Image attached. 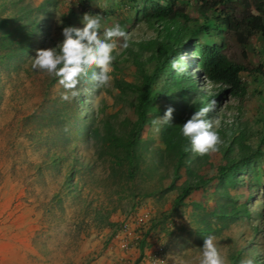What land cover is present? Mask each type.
<instances>
[{"label": "rangeland", "instance_id": "1", "mask_svg": "<svg viewBox=\"0 0 264 264\" xmlns=\"http://www.w3.org/2000/svg\"><path fill=\"white\" fill-rule=\"evenodd\" d=\"M247 1L254 13L251 0ZM90 3L102 9L97 12L103 17L101 35L104 27L120 24L125 15L118 0L108 8V0ZM197 4L198 0H188L178 6L197 19ZM111 8L110 16L104 13ZM71 12L73 26L79 27L85 13L75 0H0V21H7L0 28V264H162V260L199 264L208 235L216 238L226 264H240L248 257L264 264V140L262 156L245 168L236 183L218 187L213 179L174 205L186 186L199 182L198 177H213L218 166L227 160L236 163L241 156L235 150L237 132L219 134L223 142L233 144L225 157L222 150L228 145L222 144L217 152L204 156L194 154L191 144L180 161L175 153L168 156L162 127L157 132L152 124L169 107L161 98L154 107L163 115L149 116L150 123L133 148L128 175L124 149H99L85 135L89 120H97L94 115L101 107L111 111L117 94L113 81L98 92L91 81H82L80 96L65 102L58 78L32 68L38 49L62 41L63 15ZM121 26L130 36V47L117 58L112 76L133 84L138 77L128 50L135 52L134 44L155 38L157 32L145 22ZM19 34L33 43L22 53L16 50ZM245 50L249 63L259 65L264 74L261 38H250ZM224 53L230 60H240L239 48L230 39ZM181 56L192 70L191 55ZM239 77L246 84L243 99L228 97L209 118L218 119L219 127L238 124L247 136L244 141L254 145L264 137V75ZM161 86L160 80L152 84L150 96L161 93ZM198 86L205 93L211 91L207 82ZM118 113L116 121L126 116L127 128L133 126L128 108L118 107ZM223 191L227 199L221 196ZM140 212L148 213L149 222L134 231L137 240L117 236L125 218ZM123 241L126 248L120 247ZM152 251L159 260L150 257Z\"/></svg>", "mask_w": 264, "mask_h": 264}, {"label": "trees", "instance_id": "2", "mask_svg": "<svg viewBox=\"0 0 264 264\" xmlns=\"http://www.w3.org/2000/svg\"><path fill=\"white\" fill-rule=\"evenodd\" d=\"M75 1L78 9L83 13L96 15L102 10L92 5L90 3L92 0ZM187 1L118 0V6L125 8V15L120 19L121 25L145 22L157 32V35L151 40L134 44L135 52L128 50L130 61L136 68L137 82L131 84L113 77L112 86L117 94L111 111L107 113L106 109L101 107L94 115L97 120H89L85 135L88 140L95 142L99 149L112 147L124 149L126 165L129 169L128 175L132 174L133 148L142 128L150 123V115H163L160 108L154 107V104L157 105L161 98L167 99L169 106L174 108L171 125L161 126L164 152H167L168 156L175 153L176 161H180L187 155L185 148L191 144L190 140L182 136L180 126L196 110L206 106L212 99L217 101V106L215 111L209 113L211 115L217 112L219 104L225 102L228 97L241 101L246 93V84L240 79V74L264 75L259 65L253 67L249 63L245 50L249 39L254 36H259L264 43V0H251L254 13L249 9L247 0H198L197 19L189 18L179 9L178 5ZM108 3L107 8L113 6V0H108ZM236 10L239 15L235 14ZM112 11L111 8L109 12L106 10L104 13L110 16L109 13ZM63 17L65 22L62 29L65 26H73L74 13H65ZM80 19L82 21V16ZM194 23H196L195 26ZM6 25V20L0 21V28ZM82 26L81 22L79 27ZM18 37L16 45L18 53L28 50L33 44L21 34ZM229 39L239 48L240 60L238 61L230 60L224 53L227 50ZM187 53L193 59L194 72H189V65L186 64L187 73L177 74L171 68L170 61L174 58L179 59L181 54ZM12 56L13 54L8 55V57ZM142 56L143 60H141ZM147 65L151 68L148 69ZM197 77H199V82ZM159 80L162 84V92H156L150 96L152 84H157ZM205 81L211 86V91L208 93L203 92L198 86L199 83ZM94 89L98 92V88L94 87ZM118 107L128 108L134 117L133 126L129 129L127 128L129 118L126 116L116 121L119 114ZM116 122L118 125L115 126ZM223 126L217 129L223 137L237 132L238 142L235 150L241 159L236 163L227 160L225 164L216 168L213 177L205 179L202 176L198 177L199 182L194 186H186L175 199L174 205L181 203L192 189L204 186L213 179L217 180L218 187L236 183L238 176L243 174L245 168L262 156L260 145L264 140L263 136L258 138L257 143L250 145L249 142H245L248 141L247 136L238 124ZM262 131L264 132V128ZM231 143L229 145L222 143L223 147L228 145L222 150V156L225 157L228 154L227 148ZM233 143H236L235 136ZM187 174L189 176L190 172ZM194 177L197 179V176ZM222 195L224 199H227L224 191Z\"/></svg>", "mask_w": 264, "mask_h": 264}, {"label": "clouds", "instance_id": "3", "mask_svg": "<svg viewBox=\"0 0 264 264\" xmlns=\"http://www.w3.org/2000/svg\"><path fill=\"white\" fill-rule=\"evenodd\" d=\"M102 19L99 14H83L82 27H63V40L55 47L38 49L35 58L32 59L34 70H42L58 78L59 85L64 89L60 97L62 101L71 102L78 98L81 94L79 85L82 81H91L98 89L109 87L117 58L130 47V36L118 23L112 27H104L101 35ZM184 60L185 57L179 56V59L174 58L170 61L171 68L177 74L187 73ZM216 106L217 101L212 99L180 126L182 136L191 142L190 150L199 156L217 152L223 143L216 130L220 126V121L209 118V113L215 111ZM173 112L174 108L169 106L162 117L152 120L155 131L159 132L163 125H171ZM188 150L186 147L185 151ZM162 264H166V261L162 260ZM199 264H226L213 235L203 239ZM240 264H255V258L242 259Z\"/></svg>", "mask_w": 264, "mask_h": 264}, {"label": "built area", "instance_id": "4", "mask_svg": "<svg viewBox=\"0 0 264 264\" xmlns=\"http://www.w3.org/2000/svg\"><path fill=\"white\" fill-rule=\"evenodd\" d=\"M149 222V217L147 212H140L137 214H129L124 222L121 223L119 230L117 231L116 235L121 236L124 239L130 237V240L136 241L137 236H135L134 231L138 229H144L147 227ZM133 237V238H132ZM127 243L124 241L121 243V248H126ZM150 257L154 260H159V254L155 251L150 252Z\"/></svg>", "mask_w": 264, "mask_h": 264}]
</instances>
